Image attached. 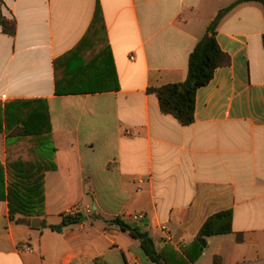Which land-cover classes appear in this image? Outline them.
I'll list each match as a JSON object with an SVG mask.
<instances>
[{
    "label": "crops",
    "instance_id": "obj_1",
    "mask_svg": "<svg viewBox=\"0 0 264 264\" xmlns=\"http://www.w3.org/2000/svg\"><path fill=\"white\" fill-rule=\"evenodd\" d=\"M2 1L16 34L0 28V102L47 104L48 131L28 146L56 168L44 173L43 215L11 220L0 200V264H153L139 240L108 221L137 223L159 251L182 253L227 210L232 233L208 238L195 264H264L263 5L237 4L219 21L216 38L229 62L197 91L195 121L183 126L148 89L186 81L191 53L238 0ZM98 3L119 88L57 95L54 62L87 34ZM92 61L72 68L75 80L94 90L110 85L114 75ZM20 127L0 132L5 193L9 154L21 155ZM75 206L80 222L48 228Z\"/></svg>",
    "mask_w": 264,
    "mask_h": 264
},
{
    "label": "trees",
    "instance_id": "obj_2",
    "mask_svg": "<svg viewBox=\"0 0 264 264\" xmlns=\"http://www.w3.org/2000/svg\"><path fill=\"white\" fill-rule=\"evenodd\" d=\"M248 2H257L264 7V0H238L234 5L221 10L208 28L207 34L200 40L190 55L186 81L148 89L149 93L157 95L163 114L174 116L183 126H190L194 123L197 91L209 85L216 70L229 62V56L221 50L218 44L216 27L219 21L235 5ZM2 10L3 1L0 0V28L5 34L14 36L16 34V22L5 18ZM96 58L104 65L103 76L108 73L110 77L114 75L112 80L110 79V85L98 90L93 89L95 86L91 82L85 84L84 81L75 80L76 73L72 70L76 66L86 67L93 62L92 59L96 60ZM54 66L57 95L118 90L119 85L114 59L99 3L96 6L93 21L87 34L71 52L55 60ZM67 82L69 88L66 86ZM49 120L48 106L44 101L0 102V132H10L13 128L21 126L16 134L24 137L22 146H20L22 148L21 155L12 158V154H9L7 164L9 186L6 193L3 177L5 168L0 164V170L2 171L0 200L8 201L11 220H14L18 214L26 217L43 215L45 206L44 173L48 170H55L56 166L54 164H43L42 156L30 154L32 148H29V146L36 144L33 138H38L39 135L42 137L44 131H48ZM20 148L13 147L11 150L13 149L14 153ZM26 152L29 153L28 156L25 155ZM83 217L82 214L76 217L64 216L61 225L49 226L48 228L55 232H62L65 227L80 222ZM108 223L117 226L122 231L129 233L134 239L139 240L144 254L153 264H195L207 248L208 238L232 233L233 211H223L210 217L194 242L183 248L182 253L176 252L171 247H165L162 251H159L153 238L137 223L129 224L121 218H114ZM43 227H46L45 223ZM237 239L241 241V235Z\"/></svg>",
    "mask_w": 264,
    "mask_h": 264
},
{
    "label": "built area",
    "instance_id": "obj_3",
    "mask_svg": "<svg viewBox=\"0 0 264 264\" xmlns=\"http://www.w3.org/2000/svg\"><path fill=\"white\" fill-rule=\"evenodd\" d=\"M82 208L80 206H75L69 213V217H76L79 214H82ZM140 219L144 218L143 215L139 216ZM20 249L21 251L25 252V253H31L32 252V247L28 244V243H22L20 245Z\"/></svg>",
    "mask_w": 264,
    "mask_h": 264
},
{
    "label": "rangeland",
    "instance_id": "obj_4",
    "mask_svg": "<svg viewBox=\"0 0 264 264\" xmlns=\"http://www.w3.org/2000/svg\"><path fill=\"white\" fill-rule=\"evenodd\" d=\"M206 263H207V264H212V263H213V259H208V260H206Z\"/></svg>",
    "mask_w": 264,
    "mask_h": 264
}]
</instances>
